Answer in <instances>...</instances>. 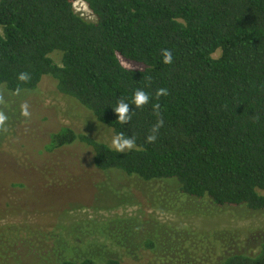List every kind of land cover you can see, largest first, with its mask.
<instances>
[{"label":"trees","instance_id":"1","mask_svg":"<svg viewBox=\"0 0 264 264\" xmlns=\"http://www.w3.org/2000/svg\"><path fill=\"white\" fill-rule=\"evenodd\" d=\"M78 1L96 21L75 12ZM165 48L172 64L162 63ZM122 59L141 68H126ZM44 76L115 135L135 140L117 153L64 127L51 149L82 143L101 171L173 181L189 197L264 212V0H0V87L33 91ZM137 90L149 95L140 107ZM121 101L131 117L124 124L114 110ZM182 235L194 238L190 230ZM236 236L216 237L220 249L222 241L234 249L220 259L182 246L171 252L199 264H264V243L239 253ZM146 245L157 250L155 242ZM59 264L122 263L88 257Z\"/></svg>","mask_w":264,"mask_h":264},{"label":"rangeland","instance_id":"2","mask_svg":"<svg viewBox=\"0 0 264 264\" xmlns=\"http://www.w3.org/2000/svg\"><path fill=\"white\" fill-rule=\"evenodd\" d=\"M74 9L88 21L97 19L82 1ZM52 58L61 64L60 54ZM0 114V264L88 257L99 263L116 258L122 264H199L171 251L182 246L192 256L220 259L234 250L227 241L220 249L216 237L225 232L237 234L239 253H256L264 243V212L189 197L173 181L101 171L93 150L82 143L51 149L52 135L64 127L110 147L115 133L62 94L50 76L33 91L0 87ZM187 230L193 239L182 235Z\"/></svg>","mask_w":264,"mask_h":264},{"label":"clouds","instance_id":"3","mask_svg":"<svg viewBox=\"0 0 264 264\" xmlns=\"http://www.w3.org/2000/svg\"><path fill=\"white\" fill-rule=\"evenodd\" d=\"M161 57H162V63L168 65L173 63V53L171 50L165 48L161 50ZM19 79L21 80H26L27 75L26 74H21L19 76ZM165 90L161 89L157 94H163ZM149 101V95L145 93L143 90H137L134 93L133 96V102L135 106L140 107L144 104H146ZM115 112L118 114V121L121 124L127 123L130 120V115H129V104L126 102H119L118 105L115 107ZM27 114V113H25ZM5 117L0 114V123H3ZM162 124L163 122L160 121ZM150 141L154 140V136H150L148 138ZM135 145V140L134 138L127 137L123 133H119L114 136L111 142V147L112 149L117 152V153H124L127 150H131Z\"/></svg>","mask_w":264,"mask_h":264}]
</instances>
